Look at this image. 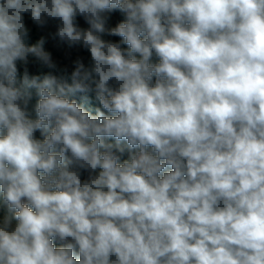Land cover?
Returning a JSON list of instances; mask_svg holds the SVG:
<instances>
[{
	"label": "clouds",
	"instance_id": "1",
	"mask_svg": "<svg viewBox=\"0 0 264 264\" xmlns=\"http://www.w3.org/2000/svg\"><path fill=\"white\" fill-rule=\"evenodd\" d=\"M0 264H264V0H0Z\"/></svg>",
	"mask_w": 264,
	"mask_h": 264
}]
</instances>
